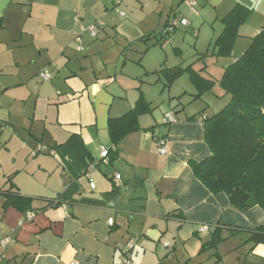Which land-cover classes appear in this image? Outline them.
<instances>
[{"label": "crops", "instance_id": "crops-1", "mask_svg": "<svg viewBox=\"0 0 264 264\" xmlns=\"http://www.w3.org/2000/svg\"><path fill=\"white\" fill-rule=\"evenodd\" d=\"M106 2L110 0H0V45L23 35L33 39L32 29L54 23L68 35L62 47L71 44L75 53H85L86 64L91 49L79 51L70 28L80 29V41L84 35L90 38V25L105 20L110 11ZM263 28L251 27L255 34ZM250 37H246L247 42ZM32 48L38 53L33 42ZM58 59L53 66L56 78L43 99L53 113L54 132L48 141L52 156L33 155V147L42 144L45 134L33 137L37 143L30 145V139L17 137L8 115L10 104L0 110V122L10 124L14 133L8 135L7 144L13 141L18 148L10 162L0 157V240L8 239L6 247L0 249V259L5 258L0 264H17L20 257L28 264H122V248L128 242L134 244L129 254L132 264H239L240 254L233 261L229 259L230 237H245L233 250L238 253V247H247L242 264H264V244L251 248L246 232L264 223L263 212L258 207L245 213L235 211L225 195H211L188 166L190 160L209 156L201 118L175 116V123L163 127L164 132L152 133L166 135L165 155L157 153L150 132L137 131L117 146L118 156L112 166L89 170L100 159V148L109 142L108 119L133 108L137 101L134 93L142 90L143 82L126 76L104 78L90 66L88 69L89 64L84 67L78 63L73 53L65 56L62 51ZM14 64L18 65L16 61ZM10 87L22 90L23 85L13 83ZM5 90L1 98L8 93ZM142 119L141 128L150 127ZM33 122L24 118L30 131ZM42 122L38 121L40 128ZM71 135L80 139L77 153L72 149L58 152L54 147ZM9 176L18 193L33 200L32 221H25L23 213L14 207H3ZM66 188V194L54 206L47 204ZM114 188L116 193L108 195ZM203 225L210 227L208 232H199ZM216 227L225 241L215 250L201 252Z\"/></svg>", "mask_w": 264, "mask_h": 264}, {"label": "rangeland", "instance_id": "rangeland-1", "mask_svg": "<svg viewBox=\"0 0 264 264\" xmlns=\"http://www.w3.org/2000/svg\"><path fill=\"white\" fill-rule=\"evenodd\" d=\"M120 1L124 4L117 8V11L112 10ZM191 2L196 6L194 12H191ZM254 2L258 5L256 6ZM237 4H246L244 6L253 10V13L247 23L240 28L239 38L235 41L231 56L227 59L216 57L213 55V43L222 31L220 19ZM58 6L60 7V4ZM106 7L110 11L105 20L102 18L104 21L101 19L104 23L102 31L96 38L84 35L80 41L83 50L89 47L91 49L89 62L86 61V64L83 60L85 53H75L71 44V48H68L70 45L62 47L66 44L68 35L62 33L54 23L53 25L46 23V26L40 25L32 29L33 39L31 36L23 35L17 37L15 41L10 39L0 45V110H5L6 104H10L8 115L14 124L17 137L22 135L23 139H30L32 142L30 145L37 143L33 137L45 134L42 137V144L37 146L42 148L44 155L41 157L52 156L48 151L50 150L48 141L54 132L53 113L43 99L50 92L51 84L56 78L53 66L54 62L59 61L60 52L64 51L65 56H72L73 53L79 59L78 63L84 67L89 64L88 69L90 66L104 78L126 76L141 80L143 82L141 91H144L145 100L150 102L153 108L151 114L143 117L142 123L154 127L153 132L158 134L165 127L163 119L166 114L172 113L182 119L196 115L205 108L206 114L212 115L226 105L228 97H222V90L215 84L211 94H205L200 101L191 102L195 89L187 75L181 76L169 89H163L162 82L156 80V75L147 74L160 69L191 65L193 70L200 72L204 77L219 80L223 69L247 48L246 37L255 34L251 27L264 26V0H110V3L106 2ZM120 12L124 14V18L119 16ZM171 20L177 24L185 20L187 25L178 24L173 33L165 35L168 27L164 26ZM70 30L73 31L72 37L77 48L75 39H80L81 31L74 26ZM32 42L38 53L31 50ZM15 61L18 63L17 66L14 64ZM45 71L50 75V81L44 82L39 77L40 73ZM13 83L17 86L22 84V90L10 87ZM28 84L30 85L26 88ZM4 90L8 93L1 98ZM134 94L138 99L139 91H135ZM181 108L184 110L180 111ZM24 118L34 121L31 131L30 127L24 124ZM41 119L45 122H42L43 126L40 128L38 121ZM40 129L43 132H40ZM13 134L10 124L0 122L2 135L0 157L7 162L11 161V154L18 151L13 141L7 144L8 135ZM5 147L8 148V152ZM5 240V246L0 245V249L6 247L8 239L0 240V242ZM244 240L245 237L229 239V252L232 253L229 259L233 261L240 254L242 259L241 262L239 260V264L244 261L247 247H238V253L233 250ZM1 252L3 251L0 250V256ZM1 260L4 261L5 258ZM124 260L123 256L122 264ZM248 263L250 264V261ZM17 264L28 262L25 263L20 257Z\"/></svg>", "mask_w": 264, "mask_h": 264}, {"label": "trees", "instance_id": "trees-1", "mask_svg": "<svg viewBox=\"0 0 264 264\" xmlns=\"http://www.w3.org/2000/svg\"><path fill=\"white\" fill-rule=\"evenodd\" d=\"M251 13L252 10L248 7L237 4L220 19L222 31L213 43V55L225 59L231 56L235 41L239 38V30ZM169 24L170 21L164 27H169L165 35L173 33L177 28ZM102 29L100 28L98 33ZM169 29L172 31L170 32ZM147 75H156V80L162 82L163 89H169L181 76L187 75L195 89L191 102L202 100V97L211 94L215 84H218L223 92L222 97H228L226 105L212 115H207L204 108L190 117V120H194L197 116L201 118L204 142L209 150V156L201 161L190 160L188 166L194 178L211 195H225L230 207L235 211L245 213L258 207L264 215V28L248 39L247 48L223 69L219 80L204 77L200 72L193 70L191 65L160 69ZM138 91L139 97L132 109L118 118L108 119L109 142L105 146L109 151L107 165L101 167L99 159L90 166L100 170L109 168L118 156L117 146L125 137L137 131L153 133L154 127L140 126V119L151 114L153 108L144 99L140 89ZM163 125L169 127L171 124L163 123ZM152 138L155 144L158 140L167 141L166 135L157 137L152 134ZM78 144H81L79 137L71 135L63 144L54 148L58 152L72 149L77 153ZM38 153L43 152H35L34 155ZM74 163L77 165L76 161ZM85 173L87 172L84 171ZM105 177L111 180L106 173ZM5 184L9 185L3 192L5 196L3 207H14L22 212L25 218V213L32 212L30 209L33 200L18 193L12 183V176L7 177ZM67 189L57 193L47 201V204L54 206V203L66 194ZM115 193L116 188L108 195ZM229 231L242 232L235 229ZM246 232L249 235L247 242L251 243V248L264 244V223ZM224 241L225 238L216 227L210 232L208 241L202 244L200 251L215 250Z\"/></svg>", "mask_w": 264, "mask_h": 264}, {"label": "built area", "instance_id": "built-area-1", "mask_svg": "<svg viewBox=\"0 0 264 264\" xmlns=\"http://www.w3.org/2000/svg\"><path fill=\"white\" fill-rule=\"evenodd\" d=\"M124 4L123 1H120L118 2L116 5H115V9L117 11V8H119L120 6H122ZM194 6H195V3L194 2H191L190 3V7H191V11L194 12ZM119 16L121 18H124V14L123 13H119ZM179 25L181 26H186L187 25V22L185 20H181L179 23ZM178 24L173 20L170 21V24L171 26H173V28L177 27ZM104 27V23L99 20V21H96L95 23H93L92 25H90V27L88 28V32L90 34V36L92 38H95L97 37V34H98V30L100 28H103ZM169 28V27H168ZM169 31L171 32L172 30L169 29ZM75 42L77 43V49L79 51L82 50V46L80 44V39H75ZM39 77L41 78L42 81L44 82H47V81H50V75L45 71V72H42L40 73ZM163 122L164 124H173L175 123V116L172 114V113H169V114H166L164 116V119H163ZM42 151V148L41 147H37L34 151H33V155L35 152H41ZM156 151L158 154L160 155H165L166 152H167V149H166V142L165 140H158L156 142ZM108 149L106 147H101L100 148V160H101V166H106L107 165V159H108ZM94 167L90 166L89 167V170L93 169ZM119 176L118 175H115L114 176V179L115 180H119ZM92 186V185H91ZM35 217L34 213L33 212H27L25 213V221H32L33 218ZM209 226L208 225H203L200 227V230L199 232L200 233H205V232H208L209 231ZM6 244V240L5 241H2L0 242V245H3L5 246ZM133 243L132 242H128L126 243V245L122 248V253H123V256H124V263L123 264H132L131 262V259H130V252L133 250ZM70 264H75V263H70Z\"/></svg>", "mask_w": 264, "mask_h": 264}]
</instances>
